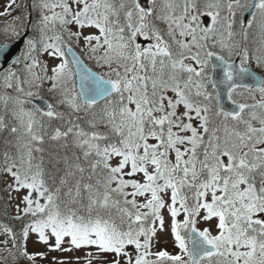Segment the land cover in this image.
Returning <instances> with one entry per match:
<instances>
[{"label":"snow or ice","instance_id":"snow-or-ice-1","mask_svg":"<svg viewBox=\"0 0 264 264\" xmlns=\"http://www.w3.org/2000/svg\"><path fill=\"white\" fill-rule=\"evenodd\" d=\"M14 6L9 0L0 16ZM31 8L33 21L16 16L0 33V173L10 191L26 193L22 212L33 219L23 238L31 231L49 245L54 237L50 247L61 251L94 246L114 253L113 264H264V79L247 66L250 41L264 68V0H152L147 8L33 0ZM80 41L102 71L75 55ZM14 42L24 44L22 58L9 55ZM42 54L59 61L51 75ZM217 69L219 80L210 74ZM45 83L52 100L38 107ZM165 207L178 254L151 251ZM213 218L216 234L198 227Z\"/></svg>","mask_w":264,"mask_h":264},{"label":"rangeland","instance_id":"rangeland-1","mask_svg":"<svg viewBox=\"0 0 264 264\" xmlns=\"http://www.w3.org/2000/svg\"><path fill=\"white\" fill-rule=\"evenodd\" d=\"M8 2L9 0H0V12L5 11L6 5L8 4ZM18 2L19 0H16V3ZM140 2L143 6L145 4L147 8L151 6L152 0H140ZM159 2L160 0H158V3ZM14 9H15V6L13 7L12 12L14 11ZM10 16L11 15L0 16V22L3 25V28L0 31V33L3 32V30L8 24L13 23L9 21ZM35 17H36V13H35ZM28 19L30 21H33V18L31 16L28 17ZM201 20L203 23V17L201 18ZM209 26H211V18H210ZM160 27L165 28L166 25H160ZM73 30H75V28ZM28 34L29 35L31 34L30 29L28 31ZM86 34H87V31H86ZM0 41H3L2 35H0ZM137 42L145 47L149 43V41H145L143 37H138ZM72 45L83 55L87 63L91 65L93 69L97 70L98 72L102 71L101 69H99L97 65H95V63L91 59L88 58V53L86 52L85 46L82 41L72 42ZM250 45H251L250 54L253 55V59L251 60L249 64L264 76V68L258 66L255 62V58H254L255 45L252 43ZM215 50L219 52L218 48ZM225 58L228 59L227 56ZM236 58L240 59V57L238 56H233L230 61H233ZM41 59L44 63L48 65L49 67L48 75H51V71H50L51 67L55 66L57 63H59V61L52 57L47 56L46 54H42ZM48 87H49V84L45 83L42 90L40 91V95L42 97L48 96L49 99L52 100V94L48 92ZM234 98L239 99V96L237 94H234ZM1 175H2L1 181L4 184L3 186L7 190L6 191L7 199L10 204L11 212L13 215L20 217L23 215L22 209L24 207L21 200H22L23 195H25L26 193L23 190L19 193L15 191H10L8 189V184L12 183L11 178L5 174H1ZM135 178L138 179L140 177L138 176ZM164 198L166 200V203H170L169 197L167 195ZM139 199L141 200V202H143V198H139ZM18 207L21 209L20 212L17 211ZM161 215L164 217V220H165L164 230L162 231L159 230V221H157L156 222L157 233H156V236L153 237V241H152L153 247L151 251L153 252L168 251L170 254H178V249L175 244L174 236L172 235V232H171V216H170V213L168 212L167 207H165L162 210ZM201 216H203V212L201 213ZM177 219L182 220L183 214H181L180 217H177ZM216 224H217L216 218H213L212 220L207 221V222H205L203 219L198 220L199 228L201 229L209 228L211 229L213 234L217 233ZM67 241H68V238H65V242L61 246L62 248L70 247ZM54 244H55L54 237H50L49 245H45L38 240V236L36 233L29 231V235L27 239H24L22 242H20V244L15 243V246H14L12 233L5 232L4 228L1 227L0 228V264H24L28 262L29 260L27 259V257L22 255L23 250H26L29 253V255L35 256V260L32 261L34 264H88V260H87L88 253H92L93 255L92 264H113L114 259L117 258L114 253L98 252L94 246L90 248L73 249L72 251H61V250H53L52 247H50V245L54 246ZM128 250L132 251L133 249L129 247ZM120 259L123 264V258H120Z\"/></svg>","mask_w":264,"mask_h":264},{"label":"trees","instance_id":"trees-1","mask_svg":"<svg viewBox=\"0 0 264 264\" xmlns=\"http://www.w3.org/2000/svg\"><path fill=\"white\" fill-rule=\"evenodd\" d=\"M33 0H20L18 5H21L19 8H15L14 12L10 16V21L14 22V17L16 16H25L32 17L33 20L35 18V12L31 8ZM238 26V29L236 28ZM3 25L0 22V31L2 30ZM234 30L236 32L240 31L239 24L235 25ZM249 48L251 49L250 41L247 42ZM0 173V176H2ZM4 184L0 181V228H8L11 229V233L15 235V243L20 244L25 238L22 236V232L28 223L32 221V217L30 216H20L18 219L11 212L10 204L7 199L6 188L3 186ZM25 264H34L32 261H28Z\"/></svg>","mask_w":264,"mask_h":264},{"label":"water","instance_id":"water-1","mask_svg":"<svg viewBox=\"0 0 264 264\" xmlns=\"http://www.w3.org/2000/svg\"><path fill=\"white\" fill-rule=\"evenodd\" d=\"M204 23L205 25H208L209 23V17H204ZM243 20L245 22L251 20V14L250 13H247L245 12L243 14ZM23 43H20V42H14L13 43V46H12V50H11V53H9V55L15 59L17 57H19L21 51H22V47H23ZM73 48V47H72ZM73 52L75 53L76 56L80 57V59L83 61V63L88 67L90 68L87 63L84 61V59L82 58V56L77 52L76 49L73 48ZM69 58L71 59V56H69ZM214 63H217L219 64V61H214ZM230 63H233L234 66L238 69L239 67V59L235 60L234 62H230ZM11 64V61H9V64L8 66ZM249 68H250V71L254 74L255 77L257 78H260V79H263L262 75L260 73H258L253 67H251V65H247ZM92 69V68H91ZM92 71L94 72H97L95 70L92 69ZM211 75L213 76V79H221L223 77V72L220 70V69H217L216 71L214 72H211ZM243 83L245 84H251V83H254L253 80H249V79H245L243 81ZM220 93H221V106L225 109V110H231L234 106L232 105L231 101L228 100L227 98V89L223 86H221L220 88ZM45 101H48L47 99H44L43 100H34V103L38 106V107H44L45 106ZM49 102V101H48Z\"/></svg>","mask_w":264,"mask_h":264}]
</instances>
